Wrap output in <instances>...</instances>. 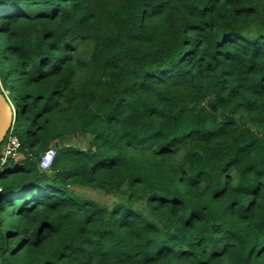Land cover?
Returning a JSON list of instances; mask_svg holds the SVG:
<instances>
[{"label": "trees", "instance_id": "16d2710c", "mask_svg": "<svg viewBox=\"0 0 264 264\" xmlns=\"http://www.w3.org/2000/svg\"><path fill=\"white\" fill-rule=\"evenodd\" d=\"M0 38V264H264V0H0Z\"/></svg>", "mask_w": 264, "mask_h": 264}, {"label": "rangeland", "instance_id": "374dc122", "mask_svg": "<svg viewBox=\"0 0 264 264\" xmlns=\"http://www.w3.org/2000/svg\"><path fill=\"white\" fill-rule=\"evenodd\" d=\"M1 38H0V48L2 47V42H1ZM79 53L83 55V58L84 59H89V53H90V48H88L87 46H84L82 45L81 47H79ZM80 80H78V74H77V84H79ZM7 86L8 88H10L11 86V82L10 81H7ZM4 86H3V81L2 79L0 78V89H3ZM5 93V92H4ZM10 94H11V91L9 92L7 96L9 102L11 103L9 97H10ZM12 104V103H11ZM62 105V102L60 103ZM238 121L243 124V125H247L248 127H254V125H252L250 122H248V120L245 118V117H241V118H238ZM16 122V120H15ZM15 122L13 124H15ZM14 132V131H13ZM15 134V132H14ZM92 138L93 136L92 135H89L88 137L87 136H84V134L82 132H77V135L75 136H71V137H65V138H61L59 140H55L53 142L50 143V148H52V150L57 151L61 148H73V149H80V150H83V151H86L89 147V145L91 144V141H92ZM21 142V140H20ZM6 143V139L4 140L3 142V146L4 144ZM49 148V149H50ZM15 159H9L4 165H1L0 164V170H3L6 168V164L9 162V161H14L15 163V166L17 167H24V159H25V156L20 152H18L16 155H15ZM54 159H55V156H54ZM53 159V161H54ZM233 172H230L228 174V176H232L233 177ZM80 195L86 197V198H89V199H92L94 201H97L98 203L102 204V205H107L109 208H112L115 204L117 203H121V202H125L126 200H122L119 196H117L116 193H105V192H102V191H99V190H94V189H90V188H77L75 189ZM141 204V203H139ZM1 212H0V218L1 216L7 211V206L4 205V204H1ZM143 207V206H142ZM2 224V225H1ZM0 229H1V232L2 233H6V224L5 222H3V220L1 219V223H0ZM0 232V236H3L2 238L0 237V255H1V243H3V239H6L5 238V235L2 234ZM1 260V258H0Z\"/></svg>", "mask_w": 264, "mask_h": 264}, {"label": "built area", "instance_id": "2783aa9c", "mask_svg": "<svg viewBox=\"0 0 264 264\" xmlns=\"http://www.w3.org/2000/svg\"><path fill=\"white\" fill-rule=\"evenodd\" d=\"M13 127L10 129L9 133L6 137V143L2 144L0 147V164L4 165L9 159H15V155L19 152L21 148V142L19 137L14 134ZM56 155V151L52 150V148L48 149L40 160V166L42 169H49L52 165L54 156Z\"/></svg>", "mask_w": 264, "mask_h": 264}, {"label": "water", "instance_id": "95a60500", "mask_svg": "<svg viewBox=\"0 0 264 264\" xmlns=\"http://www.w3.org/2000/svg\"><path fill=\"white\" fill-rule=\"evenodd\" d=\"M4 92L0 89V147L16 120V113H12L9 100Z\"/></svg>", "mask_w": 264, "mask_h": 264}, {"label": "clouds", "instance_id": "9594fccd", "mask_svg": "<svg viewBox=\"0 0 264 264\" xmlns=\"http://www.w3.org/2000/svg\"><path fill=\"white\" fill-rule=\"evenodd\" d=\"M5 93H6V95H8L9 94V91H5ZM10 103V102H9ZM10 106H11V103H10ZM12 108V107H11ZM12 113H14V111H13V109H12ZM14 125V124H13ZM13 125H12V127H13ZM11 127V128H12ZM9 133V132H8ZM2 146V145H1ZM56 156V155H55ZM53 163V162H52Z\"/></svg>", "mask_w": 264, "mask_h": 264}]
</instances>
